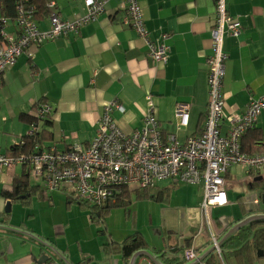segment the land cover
Instances as JSON below:
<instances>
[{
	"label": "crops",
	"instance_id": "0c3cea01",
	"mask_svg": "<svg viewBox=\"0 0 264 264\" xmlns=\"http://www.w3.org/2000/svg\"><path fill=\"white\" fill-rule=\"evenodd\" d=\"M55 2L56 12L64 20L74 21L89 14L88 0ZM127 2L106 0L96 20L83 25L77 33H68L43 46L32 47L30 55L23 54L4 74L0 87V153L7 155L24 140L30 124L20 117L23 114L36 115L35 107L42 102L47 103L52 112L49 134L52 135L48 145L52 143L58 150H66L75 144L88 146L95 138L107 108L111 109V118L127 134L143 129L150 114L158 121L166 139L172 137L182 145L189 137L204 130L209 102L208 59L212 55L211 32L216 22L215 1L139 0L149 40L163 42L170 47L168 61L162 64L150 58L146 39L135 28L124 25ZM226 3L229 13L240 20L242 31L238 37H224V49L229 58L222 87L225 105L220 130L223 136L229 131L226 117L244 114L253 99L264 96V0H226ZM39 26L48 29L49 19L41 21ZM164 34L168 35L165 40ZM180 103L191 107L187 127L179 125L176 109ZM118 105L123 106L125 111H120ZM254 128L262 133L259 142L262 151L246 152L250 155L264 153V113ZM248 143L253 145V142L245 140V144ZM22 171V167L16 166L0 172V264H36L28 241L40 246L39 250L32 247L35 255L39 257L45 253L54 256L58 264H133L132 258L124 260L116 251L110 252L108 245L122 244L135 234L134 202L137 201L150 202L149 222L154 217L158 225L155 212H161L164 227H167L170 218L179 217L183 219L186 230L190 228L178 244L148 241L145 234L136 232L144 236L148 243L146 250L153 253V259L158 264H180L184 261L183 251L188 247L196 249L197 261L205 256L206 262L214 254L210 252L207 230L198 231L202 218L204 180L195 184L173 179L157 182L151 187L152 191H148L153 198L133 201L126 210L127 217L132 212L129 215L131 221L128 220L131 222V233L123 242L115 236L114 230L104 227L101 234L110 233V237L102 244L99 253L103 260L98 261L97 254L84 252L80 240L71 232V223H41L36 226L34 220L16 216L17 206L24 204L20 199L6 198L4 193L14 190L15 179ZM225 177L231 204L213 212L216 229L223 231L222 236L240 219L264 213L261 200L264 169L255 173L242 165H234ZM258 177L263 179L255 181ZM55 194V191H44L42 198L33 197L29 205L34 199L53 201ZM66 198L69 213L74 209L73 203L82 206L69 194ZM9 201L12 202V209L7 214ZM82 207L85 209V206ZM82 207L79 208L83 210ZM89 212L92 222L99 223L105 217L99 216L97 210ZM36 213L37 210L33 215L36 216ZM229 214H232L230 219ZM135 215H138L137 210ZM44 245L58 252L60 258ZM79 255L82 258L79 259ZM144 263L153 261L143 257L135 264ZM254 264H264V258L257 259Z\"/></svg>",
	"mask_w": 264,
	"mask_h": 264
},
{
	"label": "built area",
	"instance_id": "2783aa9c",
	"mask_svg": "<svg viewBox=\"0 0 264 264\" xmlns=\"http://www.w3.org/2000/svg\"><path fill=\"white\" fill-rule=\"evenodd\" d=\"M216 22L212 29V55L209 66V102L205 116L204 130L188 138L185 144L174 138L166 139L153 115L145 119V127L133 133H124L110 116L107 108L100 119L95 138L88 146L75 144L68 151L41 149L36 145V152L27 157H9L0 153V172L25 165L30 181L44 187L46 192L66 189L70 184L72 194L79 200L105 208L115 200V193L123 188H150L157 182L173 179L179 182L195 184L204 180V196L201 205V223L199 232L207 230L213 253L225 264L222 232L216 229L214 209L230 206L227 192L226 173L234 165H242L255 173L264 169V153L250 155L243 151L244 135L253 129L259 117L264 113V96L253 99L242 115L226 117L229 124L227 135L223 136L220 124L224 119L223 81L226 61L229 55L224 49V37H238L242 31L240 20L233 17L227 8L226 0H214ZM106 0H88L89 14L74 21L63 20L53 12L50 17L52 29H41L28 19L22 25V36L16 38L6 34V42L0 45V81L3 74L13 66L32 41L43 43L51 41L69 32L79 29L97 19ZM55 9L56 2H52ZM126 26L135 28L146 39L149 56L156 63H167L170 47L165 43H153L148 38L139 0H128L126 14L123 17ZM168 35H163L165 40ZM162 40V41H163ZM153 109L152 100L149 99ZM124 112L123 106H119ZM190 105L180 103L176 114L181 127H187L190 121ZM50 107L41 113H49ZM40 131L34 123L28 135L33 137ZM19 146V143L16 145ZM261 195V200H263ZM185 264L197 261L194 247L183 251ZM153 264V263H144ZM199 264H206L201 262Z\"/></svg>",
	"mask_w": 264,
	"mask_h": 264
},
{
	"label": "trees",
	"instance_id": "16d2710c",
	"mask_svg": "<svg viewBox=\"0 0 264 264\" xmlns=\"http://www.w3.org/2000/svg\"><path fill=\"white\" fill-rule=\"evenodd\" d=\"M55 0H0V45L6 42L5 35L9 34L16 38L22 36V25L24 24L25 19L34 22L39 28V23L45 19H49L54 13L60 15L56 12L55 9H51L50 5ZM64 20V19H63ZM41 31H50L52 29L51 22L50 27L48 29H42ZM74 33V32H69ZM68 34V33H67ZM66 34V35H67ZM65 35H61L57 38L63 37ZM55 38V39H57ZM38 43L37 41H32L31 45L25 49V51L20 55L29 54L32 47H40L48 42ZM18 57V59L20 58ZM17 59V60H18ZM16 60V62H17ZM15 62V63H16ZM15 65V64H14ZM13 65V66H14ZM11 66L10 69L13 67ZM8 69L7 71H9ZM6 71V72H7ZM5 72V73H6ZM4 73V74H5ZM3 74V77H4ZM2 77V80H3ZM2 80L0 81V87L2 84ZM50 107L47 103H37L35 109L37 110L36 115H21V120L30 124V128L34 123H37L40 127V131L34 135L33 137L29 136L28 133L24 140L19 142V146H14L9 152L7 156L9 157H29L36 152V145L40 144L41 149H56L55 146L46 145L49 143V135L50 125L52 123L51 120V111L49 113H41L43 108ZM51 108V107H50ZM30 130V129H29ZM29 132V131H28ZM258 133L257 135L255 133ZM262 133L260 131L255 130V128L251 129L244 135L242 140V149L244 152L256 153L261 152L260 148V140L262 139ZM245 140L253 142V145L245 144ZM51 141V140H50ZM71 148V147H70ZM70 148L66 150L59 151H68ZM23 168L22 173L15 179L14 190L9 193H4L6 198L21 200L20 202L24 205L30 204V200L33 197L42 198V193L46 190L44 187L40 185H32L29 177V173L26 171V166H21ZM61 190V189H60ZM151 192L150 188L140 189V188H123L119 189L118 192L115 193L116 201L109 204L108 207L99 208L95 205L89 204L80 200L82 206L87 207L89 210H100L99 216H106L109 214L110 210L113 208H127L133 201L149 198V192ZM73 196H71L72 198ZM153 198V197H150ZM79 200V199H78ZM78 202V201H77ZM94 212V211H93ZM95 215V213H94ZM93 220H96L95 217H92ZM239 221H242L241 219ZM237 221V222H239ZM229 247V255L235 257L238 264H254V262L259 259L258 252L264 251V224H249L241 229L237 234L227 243ZM110 246V252L116 254H120L124 260H129L133 257V255L141 250H146L148 248V243L146 242L144 236L140 233H135L133 236L128 237L127 240L122 244H112ZM225 247V246H224ZM113 250V251H111ZM89 260V259H88ZM90 261V260H89ZM83 262H81L82 264ZM185 263V261L180 262V264ZM206 264H221L220 259L212 254L207 260Z\"/></svg>",
	"mask_w": 264,
	"mask_h": 264
},
{
	"label": "rangeland",
	"instance_id": "374dc122",
	"mask_svg": "<svg viewBox=\"0 0 264 264\" xmlns=\"http://www.w3.org/2000/svg\"><path fill=\"white\" fill-rule=\"evenodd\" d=\"M46 145H48V143H46ZM167 183L168 182H166L165 184ZM65 185V188H67L68 191L64 189L55 190L56 197L53 201H48L46 199L44 201L34 199L31 205H18L16 216L19 217V219L34 220L36 226H39L41 223H71V232L75 236V238L80 240V243L82 244L85 250L84 252H91L97 254V260L102 261L103 256L99 252L102 244L107 242V240L109 239L110 233H108L109 235H103L101 234V232L104 231L105 226L107 230L109 227L111 230H114L115 236L120 238L121 242H123L124 238H126L128 234L131 233V222L129 223L128 220L131 221V217L129 218V215L130 213L132 214V212L129 213L128 217L126 215V210L129 209L131 205L126 209L113 208L109 212V214L104 217V219L102 218L101 222H92L89 210L87 208L83 209L84 207L79 206L76 203L72 204L74 209L73 211H71V213H69V210L67 209L68 201L66 196L69 194V196H73L78 202H80V200L76 198L77 195H70L72 193V189L71 187H69L70 184ZM59 199L62 200L60 201ZM34 203H37L35 209ZM149 203V201L134 202V233L140 232L142 234H145V237L148 241H162L166 242V244L168 241H171V244H178L179 242H181L184 236L187 235L190 231V228L186 230L183 219L179 217H172L169 219L167 227H164L161 212H155V215H157L158 217V225L155 223L154 217H152V220L149 222ZM79 207H82L84 211L81 210ZM34 210H37L36 216L33 215L35 213ZM136 210L138 211V215H135ZM97 212H100V210H97ZM78 213L81 216H79ZM231 217L232 214H229L228 218L230 219ZM15 219L17 220L18 218L15 217ZM222 224L225 225L226 222H223ZM98 225L100 227L99 229ZM136 228H138V230H136ZM27 243L31 245L29 251L33 252L32 247L37 248V250L40 249V246L33 242L28 241ZM165 248H167V245L165 246ZM230 248L231 247H229V245L227 244L225 245V247H223L224 262L225 264H237V260L235 259V257L229 255L228 251ZM80 258H82L81 255H79V259ZM93 258H95L94 255Z\"/></svg>",
	"mask_w": 264,
	"mask_h": 264
},
{
	"label": "water",
	"instance_id": "95a60500",
	"mask_svg": "<svg viewBox=\"0 0 264 264\" xmlns=\"http://www.w3.org/2000/svg\"><path fill=\"white\" fill-rule=\"evenodd\" d=\"M262 179H263L262 177H258L257 179H255V181H261ZM263 203H264V195H263ZM11 209H12V202L9 201L6 206V213L10 214ZM249 224H264V213L251 215L247 217L246 219L242 220L241 222H238L237 224L233 225L225 233V235L222 236L221 246L224 247L237 234V232H239L241 229H243L245 226ZM44 247L48 251H50L52 254H54L56 257L60 258L58 252L50 249L47 245H44ZM213 251H214V248L211 247L210 252H213ZM31 255L34 256L36 264H58L56 260L54 259L55 258L54 256L51 257L50 255L43 253L38 257L33 252L31 253ZM143 257L147 259H151L153 261V264H158V262L153 259V253L148 250H145V251L141 250V251L136 252L132 257V263L135 264L138 259L143 258ZM258 257L264 258V251H259ZM205 259H206L205 256H203L201 257V259H198V261H195L194 263H190V264H199L201 262H204ZM163 264L165 263L163 262Z\"/></svg>",
	"mask_w": 264,
	"mask_h": 264
},
{
	"label": "flooded vegetation",
	"instance_id": "af4514ba",
	"mask_svg": "<svg viewBox=\"0 0 264 264\" xmlns=\"http://www.w3.org/2000/svg\"><path fill=\"white\" fill-rule=\"evenodd\" d=\"M224 222V221H223Z\"/></svg>",
	"mask_w": 264,
	"mask_h": 264
}]
</instances>
